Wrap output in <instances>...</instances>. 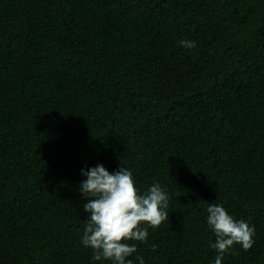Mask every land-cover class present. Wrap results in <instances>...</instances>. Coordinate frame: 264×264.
<instances>
[{
    "label": "trees",
    "instance_id": "trees-1",
    "mask_svg": "<svg viewBox=\"0 0 264 264\" xmlns=\"http://www.w3.org/2000/svg\"><path fill=\"white\" fill-rule=\"evenodd\" d=\"M97 165L169 197L133 264H215L210 205L255 226L221 264H264V0H0V264H113Z\"/></svg>",
    "mask_w": 264,
    "mask_h": 264
},
{
    "label": "clouds",
    "instance_id": "clouds-1",
    "mask_svg": "<svg viewBox=\"0 0 264 264\" xmlns=\"http://www.w3.org/2000/svg\"><path fill=\"white\" fill-rule=\"evenodd\" d=\"M180 43L185 48L195 47L194 41ZM81 172L87 179L81 182L79 191L88 200L83 208L89 214L81 243L93 250L96 261L133 264L127 258L137 252V247L127 241L145 242L149 227L158 228L169 219L165 211L169 203L166 190L159 183H153L141 193L126 167L111 173L103 165H97ZM207 212V224L216 236L211 245L217 253L215 264H221L234 245H240L244 251L253 247L254 225L236 221L222 205H210ZM151 247L155 251L156 246ZM137 259L144 264L143 257Z\"/></svg>",
    "mask_w": 264,
    "mask_h": 264
}]
</instances>
